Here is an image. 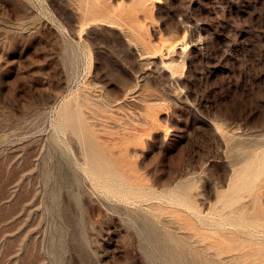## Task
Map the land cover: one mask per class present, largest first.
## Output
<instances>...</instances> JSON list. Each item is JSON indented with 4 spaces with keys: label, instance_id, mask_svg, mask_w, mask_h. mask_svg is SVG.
Segmentation results:
<instances>
[{
    "label": "rangeland",
    "instance_id": "obj_1",
    "mask_svg": "<svg viewBox=\"0 0 264 264\" xmlns=\"http://www.w3.org/2000/svg\"><path fill=\"white\" fill-rule=\"evenodd\" d=\"M220 219L264 250V0H0V264H232Z\"/></svg>",
    "mask_w": 264,
    "mask_h": 264
},
{
    "label": "bare ground",
    "instance_id": "obj_2",
    "mask_svg": "<svg viewBox=\"0 0 264 264\" xmlns=\"http://www.w3.org/2000/svg\"><path fill=\"white\" fill-rule=\"evenodd\" d=\"M75 125H76V122H75ZM70 129H72V128H70ZM87 157H88V155H87ZM92 157H91V159H87V158L86 159H87V162H88V167H90L91 169H95L94 168V164L92 162V160H93ZM122 168H124V167H122ZM115 176L121 178L120 180L115 178V181L118 182L119 187L122 188V190H127L130 187L128 185V182H129V179H130L129 176L122 175L121 173H118L116 171H115ZM256 193H254L253 196H252L253 200H255V199L257 200V195L259 194V192H258L257 195H256ZM259 196H260V194H259ZM252 198L249 201H247L248 202V205L251 204V205H249L250 207H247L246 208L247 209V212L251 211L249 209H252V207H253V204L254 203L252 201ZM256 200H255V204L257 202ZM258 200H260L259 197H258ZM247 202L241 203V204L237 205L235 208L230 209V211H228L226 213L227 214H242L243 211H244V209H245L244 207L247 205ZM255 204H254V207H256V208L253 211H255L257 209V206H255ZM258 206H260V204ZM261 210H262V208H261ZM257 212H260V211L258 210ZM244 213H246V211H244ZM204 224H206L205 221H204ZM209 224H211L213 226V228L217 227V235H213V234L207 233L206 231H204L203 227L201 225H198L197 223H194L192 225H188L187 226L192 231L191 232V235H189V236L193 240V243L195 245V250L196 251L202 250V251H204V252L212 255L213 257L221 258L223 261H226V262H229V263H232V264L238 263L241 260V258H244V259H248V258H252V257H259L260 258V256H262V257L264 256V250L263 249L260 250V251H257V252L256 251L255 252L250 251L248 253H243V254L240 253V252L238 253L236 251V250H238L239 248H242V247L252 246V243L249 241V239L248 240L247 239L246 240H243L242 237H241L242 239L239 237V235H238V233H239L238 232L239 231L238 230L239 229L238 228V225H233L232 226L233 227L232 229H227V227H226L227 221L225 219H220L216 223L213 222V223H209ZM177 226H178V224H177ZM178 229H180V228H178ZM254 247H256V246L254 245ZM256 249H257V247H256ZM181 258H183V257L181 256ZM244 259H242V260H244ZM252 259H254V258H252ZM184 264H186V262ZM194 264H201V261L199 262V260H196ZM205 264H206V261H205Z\"/></svg>",
    "mask_w": 264,
    "mask_h": 264
}]
</instances>
